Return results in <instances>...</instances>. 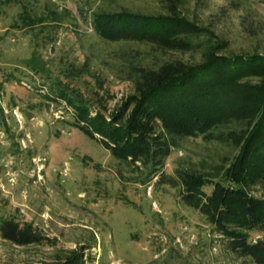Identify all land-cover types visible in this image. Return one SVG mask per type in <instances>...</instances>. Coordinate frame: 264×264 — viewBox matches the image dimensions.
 <instances>
[{"label":"rangeland","instance_id":"1","mask_svg":"<svg viewBox=\"0 0 264 264\" xmlns=\"http://www.w3.org/2000/svg\"><path fill=\"white\" fill-rule=\"evenodd\" d=\"M240 1L236 7L231 0H191L187 15L225 37L232 51L227 54L264 53V0ZM47 2L9 0L0 11V221L32 223L57 245L19 247L0 237V264H55L57 251L80 247L87 248L91 264H247L222 248L207 219L181 201L179 188L159 183L158 177L147 181L145 170L118 161L73 127V110L65 103L45 98L55 97L60 83L90 95L96 80L68 77L69 70L81 66L91 49L101 59L108 54L92 24L91 9L99 8L93 0H56L71 20L55 33L25 26L23 16L43 14ZM98 4L147 15L162 12L157 0ZM182 57L199 60L193 54ZM93 67L115 97L110 109L134 92L99 59ZM234 154L218 141L183 140L168 158L165 174L175 176L178 168L209 172ZM205 190L211 194L212 187ZM252 238L264 239V232Z\"/></svg>","mask_w":264,"mask_h":264},{"label":"trees","instance_id":"2","mask_svg":"<svg viewBox=\"0 0 264 264\" xmlns=\"http://www.w3.org/2000/svg\"><path fill=\"white\" fill-rule=\"evenodd\" d=\"M47 1L43 14L23 16L25 26L50 34L71 20L68 9ZM93 1L99 8L91 9L92 24L108 54L101 59L91 49L67 76L88 75L98 85L85 95L60 83L56 96L45 98L65 103L73 110V127L118 161L145 170L147 181L158 177L159 183L179 188L181 201L207 219L229 255L264 264V239L252 238L264 232V53L227 54L232 51L225 37L187 15L191 0H157L162 12L151 15L106 9ZM8 2L0 0V11ZM240 3L231 0L236 7ZM188 54L199 60L182 57ZM145 58L153 64H145ZM94 59L134 87L114 109L109 106L115 97L94 71ZM198 137L221 142L235 154L222 157L209 172L178 168L175 176H167V160L180 142ZM206 187H212L211 194ZM0 237L19 247L57 245L32 223L15 218L0 221ZM86 250L57 251L55 264H91Z\"/></svg>","mask_w":264,"mask_h":264}]
</instances>
